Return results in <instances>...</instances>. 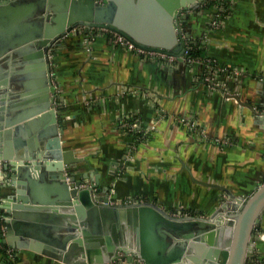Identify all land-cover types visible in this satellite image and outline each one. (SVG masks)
<instances>
[{
    "label": "crops",
    "instance_id": "obj_1",
    "mask_svg": "<svg viewBox=\"0 0 264 264\" xmlns=\"http://www.w3.org/2000/svg\"><path fill=\"white\" fill-rule=\"evenodd\" d=\"M205 3L188 13L186 31L228 70L219 89L198 77V64L144 55L115 43L109 31L81 28L55 46L50 73L62 147L84 158L74 174L87 186L98 176L94 191L111 204L151 201L175 215L209 216L227 198L221 187L246 196L264 181V122L256 119L264 105V0H233L231 15L211 30L215 9ZM17 76L28 82L22 73ZM11 85L0 92V105L21 98L4 93L27 92L25 85L18 90ZM129 115L151 132L131 157L132 138L121 124ZM184 117L199 130L185 126ZM1 171L0 197L5 198L14 186ZM49 178L41 179L42 186ZM256 230L260 235L250 264H264V210ZM42 233L48 235L44 228ZM17 249L21 264H65Z\"/></svg>",
    "mask_w": 264,
    "mask_h": 264
},
{
    "label": "water",
    "instance_id": "obj_2",
    "mask_svg": "<svg viewBox=\"0 0 264 264\" xmlns=\"http://www.w3.org/2000/svg\"><path fill=\"white\" fill-rule=\"evenodd\" d=\"M205 2L0 1V92L11 84L28 88L4 93L21 98L0 105V173L14 186L0 202L6 244L65 264H250L260 235L264 181L246 196L221 187L227 198L209 216L175 215L151 201L111 204L94 191L98 176L88 186L77 179L75 166L84 158L64 149L60 139L49 55L60 39L81 28L107 29L138 48L184 61L186 40H192L183 37L182 24ZM261 107L257 122H264ZM48 175L49 184L42 186Z\"/></svg>",
    "mask_w": 264,
    "mask_h": 264
},
{
    "label": "built area",
    "instance_id": "obj_3",
    "mask_svg": "<svg viewBox=\"0 0 264 264\" xmlns=\"http://www.w3.org/2000/svg\"><path fill=\"white\" fill-rule=\"evenodd\" d=\"M3 1V0H0ZM232 2L233 0H207L205 4L208 3H214V9L213 12L210 15L209 19V27L211 29H219L222 27L223 22L231 15L232 12ZM201 7V6H200ZM182 28H185L182 24ZM95 29L91 30L94 31ZM103 30V29H102ZM103 31H109L111 32L112 40L117 44H122L127 46L128 48L135 49L139 51L140 53L148 56H153L161 60L166 61H174L178 58L172 55H168L165 53H160L156 51L151 50H144L141 48L136 47L134 44H132L129 40H127L124 36L121 34H118L116 32L110 31V30H103ZM183 37H186L188 35V31H185L183 29ZM189 36V35H188ZM190 37V36H189ZM205 37L207 38V34H205ZM192 40V39H191ZM193 42V40H192ZM189 41V39L186 40V49H185V56L184 61H187L191 64H198L201 67V71L198 74V77L204 81L205 84H207L208 87L211 89H219L222 88L224 81L221 79L222 75L225 73H228L227 69L225 67H221L217 61L214 59L204 56H196L193 57L190 55V51L194 48L193 43ZM54 51H51L49 53L50 59H51V65H52V59H53V53ZM232 72L235 74H239V71L236 69H232ZM52 74V73H51ZM122 125L126 128L128 133L130 134V137L132 138V141H134L135 136L132 133L135 132H143V136L138 137L139 141H143L149 136L150 129L148 127L143 126V124L138 120H126L125 118H122ZM180 121L187 126L188 128L192 129L193 131L199 130L196 123L190 119L187 118H181ZM136 146L134 143L129 145V148L127 149V157H131L133 155V151L136 150ZM84 186H87L86 183H84ZM0 197V202H1ZM0 223H1V229H2V235L5 234V231L7 230V222L5 219L4 213L0 211ZM0 263L1 264H21L20 261V253L18 249L13 248L6 244L3 239L0 240ZM117 263V262H115ZM144 264L143 262H141ZM119 264V263H117Z\"/></svg>",
    "mask_w": 264,
    "mask_h": 264
},
{
    "label": "trees",
    "instance_id": "obj_4",
    "mask_svg": "<svg viewBox=\"0 0 264 264\" xmlns=\"http://www.w3.org/2000/svg\"><path fill=\"white\" fill-rule=\"evenodd\" d=\"M207 6H212V5H214V3H208V4H206ZM184 26L186 27V24H184ZM193 45H194V48L190 51V55L191 56H193V57H196V56H200V57H204V56H206L204 53H205V45H202L201 44V41H198V42H194V40H193ZM220 65V64H219ZM135 118H136V116H134V115H129V117H128V120H131V121H133V120H135ZM134 136H135V139H134V141H132V143H134L135 145H137L138 144V142H139V140H138V137H142L143 136V132L142 131H140V132H135V133H132ZM148 137V136H147ZM147 139V138H146ZM131 143V144H132ZM134 152H135V150L133 151V154H134ZM0 233H2V229H1V223H0ZM1 236H2V234H1ZM2 237H0V239H1Z\"/></svg>",
    "mask_w": 264,
    "mask_h": 264
},
{
    "label": "rangeland",
    "instance_id": "obj_5",
    "mask_svg": "<svg viewBox=\"0 0 264 264\" xmlns=\"http://www.w3.org/2000/svg\"><path fill=\"white\" fill-rule=\"evenodd\" d=\"M185 27V26H184ZM183 29H185V31H186V27L185 28H183ZM53 54V53H52ZM52 60H54V59H52Z\"/></svg>",
    "mask_w": 264,
    "mask_h": 264
}]
</instances>
